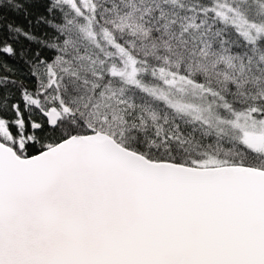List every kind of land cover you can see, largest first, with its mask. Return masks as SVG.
<instances>
[{
  "label": "snow or ice",
  "instance_id": "6c2138e0",
  "mask_svg": "<svg viewBox=\"0 0 264 264\" xmlns=\"http://www.w3.org/2000/svg\"><path fill=\"white\" fill-rule=\"evenodd\" d=\"M0 264H264V0H0Z\"/></svg>",
  "mask_w": 264,
  "mask_h": 264
}]
</instances>
